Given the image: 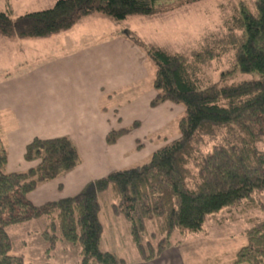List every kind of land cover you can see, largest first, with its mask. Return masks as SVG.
<instances>
[{
  "label": "trees",
  "instance_id": "trees-1",
  "mask_svg": "<svg viewBox=\"0 0 264 264\" xmlns=\"http://www.w3.org/2000/svg\"><path fill=\"white\" fill-rule=\"evenodd\" d=\"M162 1L169 0H58L51 9L18 19L0 12V36L43 39L67 32L93 14L123 21L133 15L167 14L201 0H177V6L165 10ZM256 10L252 13L242 4L221 39L190 55L136 40L156 67L153 104L172 101L186 108L179 122L181 136L156 150L146 164L114 171L75 196L36 205L29 195L40 184L79 165L76 146L67 137L35 138L24 156L38 160V166L7 173L8 152L0 134V264H24L23 257L11 254L7 227L40 218L47 219L52 230L43 233L49 251L66 242L79 249L81 264H119L114 254L100 248V195L109 189L115 198L113 213L130 223L132 240L145 262L161 256L176 229L199 233L209 216L245 201L264 208L255 201L256 194L264 191V150L260 149L264 143V0H257ZM229 53H233L232 69L222 72L218 82L201 83V66ZM236 72L258 74L260 79L240 80ZM129 131H111L107 143H116ZM148 222L154 229L145 242ZM246 236L247 244L236 253L234 264H264V221ZM157 237L160 240L154 245Z\"/></svg>",
  "mask_w": 264,
  "mask_h": 264
},
{
  "label": "crops",
  "instance_id": "crops-1",
  "mask_svg": "<svg viewBox=\"0 0 264 264\" xmlns=\"http://www.w3.org/2000/svg\"><path fill=\"white\" fill-rule=\"evenodd\" d=\"M155 17L131 16L123 20L129 22L126 31L107 35L102 28L114 30L119 23L93 14L50 38H56L55 43L0 36V134L8 152L6 168L19 165L7 173L38 166V160L27 161L24 156L35 138L67 137L80 156L73 171L40 184L29 195L34 204L75 196L89 183L120 170L130 163L125 160L135 144L127 135L109 145L108 134L117 127H139L143 114L158 121L151 109L157 96L153 63L130 34L146 43L150 36L146 29ZM128 140L131 143L125 146Z\"/></svg>",
  "mask_w": 264,
  "mask_h": 264
},
{
  "label": "rangeland",
  "instance_id": "rangeland-1",
  "mask_svg": "<svg viewBox=\"0 0 264 264\" xmlns=\"http://www.w3.org/2000/svg\"><path fill=\"white\" fill-rule=\"evenodd\" d=\"M57 1L0 0V12H6L13 19H18L28 13L51 9ZM256 2L257 0H201L179 9L174 14L169 12L168 18L166 14L152 18L149 28L146 29L150 36L147 35V42H143L164 51L190 55L193 51L201 49L204 44L207 45L216 38L221 39V34L224 35L227 32L230 19L238 15L242 4H245L252 13H256ZM161 4V9L165 10L177 6V0L162 1ZM135 16L140 17V15H133ZM107 19L113 23H119L115 24L119 26L112 28L114 30H107V25L103 27L107 35L126 31L125 27L129 22L117 21L110 17ZM139 28L138 35H140ZM141 30L146 33L143 27ZM133 33H130L132 37L139 40ZM54 36L56 35L43 39L46 41ZM50 42L55 43L56 38L50 39ZM232 58L233 53H229L221 59L202 65L201 83L205 85L218 82L222 72L228 73L232 69ZM152 65L154 79L156 67L154 63ZM235 75L240 80L260 79L258 74L251 76L236 72ZM155 98L156 96L153 97V101ZM151 106L153 113L159 115L158 121H151L148 114H143L142 124L139 127L134 125L113 129V131L129 129L130 131L120 136L117 141L128 135L135 144L134 152L128 154L125 160L130 163H124L120 170L150 162L156 150L181 136L179 122L186 113L184 104L166 101L158 105L152 103ZM130 140L125 146H129ZM260 149L264 150V143L260 145ZM121 164L122 160L117 161L115 167L118 168ZM16 167L19 165L10 164L4 171L11 172ZM114 199L112 189L100 195L102 207L99 220L103 228L100 248L102 251L114 254L120 261L119 264H141L140 255L131 237L130 223L125 217L113 213ZM255 201L257 204L261 202L264 205V191L256 194ZM251 206V203L245 201L234 208L222 209L205 220L204 230L199 233H182L176 229L170 237V245L163 252L164 256L156 258L150 264H234L236 253L247 244L246 232L264 221V208ZM233 217L238 219L232 220ZM48 224L47 219L40 218L8 226L7 233L12 242L11 254L23 257L24 264H81L79 249L74 245L59 242L55 250H48L49 244L43 238ZM153 229V224L148 222L147 231L143 235L145 242L151 237ZM48 230L52 232L51 229ZM55 234H60L58 224ZM154 240L153 244L157 245L160 238L157 237ZM178 255L181 257L176 258Z\"/></svg>",
  "mask_w": 264,
  "mask_h": 264
}]
</instances>
